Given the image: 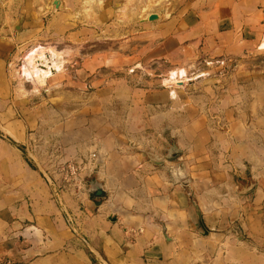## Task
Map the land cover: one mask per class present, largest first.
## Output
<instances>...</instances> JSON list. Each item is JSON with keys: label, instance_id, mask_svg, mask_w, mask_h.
Returning a JSON list of instances; mask_svg holds the SVG:
<instances>
[{"label": "crops", "instance_id": "0c3cea01", "mask_svg": "<svg viewBox=\"0 0 264 264\" xmlns=\"http://www.w3.org/2000/svg\"><path fill=\"white\" fill-rule=\"evenodd\" d=\"M53 2L0 0V264H264V152L242 136L239 107L224 111L227 136L208 127L192 97L162 83L188 52L234 56L256 45L258 9L190 0L168 17L150 12L158 19L138 23L141 45L130 60L139 86L115 77L110 42L104 55L97 41L82 43L74 0ZM40 45L61 69L69 51L80 53L78 93L91 87L88 117L57 130L65 159L97 154L84 190L57 188L41 168L47 157L31 151L34 122L14 115L12 68L22 50ZM24 143L27 156L17 147ZM173 144L180 154L168 160L162 149ZM93 182L103 197L89 193Z\"/></svg>", "mask_w": 264, "mask_h": 264}, {"label": "rangeland", "instance_id": "374dc122", "mask_svg": "<svg viewBox=\"0 0 264 264\" xmlns=\"http://www.w3.org/2000/svg\"><path fill=\"white\" fill-rule=\"evenodd\" d=\"M54 1L58 3V0ZM74 1L77 11L73 15L74 22L72 21V23L74 29H80L79 38H83L82 43L97 41L100 44L98 53L104 55L107 49L106 44L110 42V49L116 59L115 77L118 80L127 77L128 83L143 86L145 81L142 78L131 77L138 74L137 68H139L132 62L136 60L138 47L141 45L137 36L138 23L143 19L148 20L147 14L150 12L160 11L166 17L172 13L180 12L178 10L190 0ZM240 1H242L244 9L251 7L258 9L259 21L263 30L257 44L246 46L241 55L234 56L211 55L205 50L188 52L184 56L183 68L186 69L189 80L179 84L172 82L167 77L164 81L162 80V83L181 89L180 97L187 94L192 97L195 104L200 106L208 127L226 133L227 136L229 127L224 121V111L226 107L233 108L234 105H237L239 109L233 111V117L240 122L241 133L244 134L242 136L249 140L254 139L260 147L259 152H264V0ZM20 17L17 21L20 26L18 31L21 30L23 21V16ZM70 39L74 40L75 38L70 37L67 40L70 41ZM203 46L209 45L203 42ZM24 51L25 49L20 52L19 58L22 59L28 52L27 50L23 55ZM69 52L70 55H67V61L61 71L55 72L48 81H44L45 83L34 78L29 69L28 71L21 69L20 60L18 66L15 64L12 68L15 79L9 78L12 86L15 87V89L12 88L9 98L13 97L16 100L14 115L17 118L24 123L28 119L34 122V127L31 130L35 131L36 138L35 146L31 151L47 157L44 161L45 165L41 166L43 172L54 178L58 189L73 190L67 186L63 171H60L61 166L70 160L77 164L86 163L89 155L93 152H88L87 156L81 157L69 155V158L65 159L64 157L68 155L63 148L58 146L59 122L66 120L69 124V121L74 120L75 117L78 119L82 115L88 117L90 114V111L84 110V106L90 99L88 90L91 87L87 88L85 94L78 93L77 87L81 65L80 61H76V59H80V53L73 56V51ZM46 53L54 55V58L57 56L54 51H46ZM129 56H132V59ZM108 66L107 63L98 65L102 71H105ZM85 67L88 68V71L90 70L87 65ZM27 81H31L32 84ZM16 83L18 86H15ZM72 125L74 126V124ZM216 141L220 142L223 139L216 138ZM17 147L27 156L28 150L25 143L19 144ZM162 150L165 153L164 157L168 160H173L180 154V151H175L174 144L165 145ZM257 162L262 164L261 173H264V155L260 154ZM88 178L89 175L84 177L85 182ZM246 193L249 192L246 191Z\"/></svg>", "mask_w": 264, "mask_h": 264}, {"label": "bare ground", "instance_id": "6f19581e", "mask_svg": "<svg viewBox=\"0 0 264 264\" xmlns=\"http://www.w3.org/2000/svg\"><path fill=\"white\" fill-rule=\"evenodd\" d=\"M20 60L21 61L19 65L21 66V69L27 71L29 69V72L32 73V76L40 82H44L56 71L61 69L59 61L48 60L44 57V48L41 47V45L30 48ZM168 78L175 83H183L189 80L187 77V72L183 68L171 71L168 75Z\"/></svg>", "mask_w": 264, "mask_h": 264}, {"label": "built area", "instance_id": "2783aa9c", "mask_svg": "<svg viewBox=\"0 0 264 264\" xmlns=\"http://www.w3.org/2000/svg\"><path fill=\"white\" fill-rule=\"evenodd\" d=\"M97 154L91 153L86 163L77 164L74 161L65 162L60 168V171H63L64 180L67 183V186L73 188L75 191L84 190L86 175H90L92 169L96 165Z\"/></svg>", "mask_w": 264, "mask_h": 264}, {"label": "water", "instance_id": "95a60500", "mask_svg": "<svg viewBox=\"0 0 264 264\" xmlns=\"http://www.w3.org/2000/svg\"><path fill=\"white\" fill-rule=\"evenodd\" d=\"M53 4L55 5V6H57L58 5V3L56 2V1H54L53 2ZM156 19H158V17H157V15L156 14H152V15H150L149 17H148V20H150V21H153V20H156ZM20 20H22V17H20ZM19 28H20V26H19V22L14 26V30H19ZM179 84H182V82H179ZM172 155H174V154H172ZM171 156V155H170ZM170 158H172V157H170ZM155 161L154 162H156V163H160V161L159 160H156V159H154ZM178 176H179V178L181 179L183 176L181 175V173H179L178 172ZM89 193L90 194H92L93 196H95V197H103L105 194H104V191L102 190V188L98 185V184H96V183H90V187H89Z\"/></svg>", "mask_w": 264, "mask_h": 264}]
</instances>
